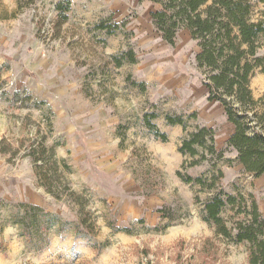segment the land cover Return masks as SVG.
I'll list each match as a JSON object with an SVG mask.
<instances>
[{
  "label": "rangeland",
  "instance_id": "obj_1",
  "mask_svg": "<svg viewBox=\"0 0 264 264\" xmlns=\"http://www.w3.org/2000/svg\"><path fill=\"white\" fill-rule=\"evenodd\" d=\"M158 9L148 0H0V264H248L246 244L204 221L210 193L178 175L211 170L179 152L188 133L212 128L222 150L234 126L208 101L190 31L167 44L151 18ZM130 48L138 62L117 67ZM251 89L264 97L262 75ZM152 113L166 141L146 125ZM167 115L183 116L187 130ZM40 144L69 187L60 199L35 175L29 154ZM236 156L218 164L224 191L252 194L264 216V175L246 174ZM23 204L44 210L39 227L23 225Z\"/></svg>",
  "mask_w": 264,
  "mask_h": 264
},
{
  "label": "trees",
  "instance_id": "obj_2",
  "mask_svg": "<svg viewBox=\"0 0 264 264\" xmlns=\"http://www.w3.org/2000/svg\"><path fill=\"white\" fill-rule=\"evenodd\" d=\"M148 1L160 5L151 18L167 44L175 45L181 29L190 31L199 47L196 63L198 69L205 72L203 84L208 91V101L220 103L234 126L226 148L222 150L216 146L214 129L198 127L188 133L179 152L198 157L190 167L207 162L211 170L208 176L196 178L181 171L178 175L184 182L198 185L210 193L204 202L203 219L213 224L216 236L227 243L246 244L248 264H264V216L258 202L252 194L226 193L222 185L224 173L218 167L226 159L225 154L234 151L236 161L246 174L255 178L264 175V97L256 99L251 89L257 70L264 74V56L259 54L264 48V0ZM97 27L109 34L119 28L104 23ZM114 60L117 67L138 62L132 48ZM138 85L146 90L144 83ZM192 117L195 118L196 114ZM155 118V113L145 115L146 125L166 141V134H161L152 123ZM166 121L170 125H182L187 130L186 120L181 115H167ZM29 155L34 159L35 175L40 185L60 199L62 190L69 187L61 180L59 162L53 153L40 144L32 148ZM70 194L75 196L73 192ZM22 208L25 211L22 223L26 229L39 227L38 213L44 210L26 204ZM226 211L231 214L229 218L223 216Z\"/></svg>",
  "mask_w": 264,
  "mask_h": 264
},
{
  "label": "crops",
  "instance_id": "obj_3",
  "mask_svg": "<svg viewBox=\"0 0 264 264\" xmlns=\"http://www.w3.org/2000/svg\"><path fill=\"white\" fill-rule=\"evenodd\" d=\"M256 74H259V75H262L263 77H264V74H262L260 71H257V73ZM253 80V79H252ZM252 82V81H251ZM233 133V132H232ZM231 133V134H232ZM237 157V156H236ZM243 167V166H242Z\"/></svg>",
  "mask_w": 264,
  "mask_h": 264
},
{
  "label": "clouds",
  "instance_id": "obj_4",
  "mask_svg": "<svg viewBox=\"0 0 264 264\" xmlns=\"http://www.w3.org/2000/svg\"><path fill=\"white\" fill-rule=\"evenodd\" d=\"M8 230L11 231L12 230L11 227Z\"/></svg>",
  "mask_w": 264,
  "mask_h": 264
}]
</instances>
